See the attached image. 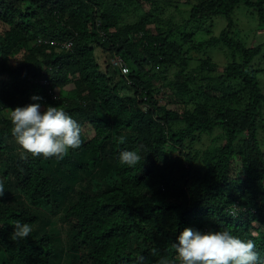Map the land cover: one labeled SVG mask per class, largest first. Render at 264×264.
Returning <instances> with one entry per match:
<instances>
[{"label": "trees", "instance_id": "16d2710c", "mask_svg": "<svg viewBox=\"0 0 264 264\" xmlns=\"http://www.w3.org/2000/svg\"><path fill=\"white\" fill-rule=\"evenodd\" d=\"M154 1L0 0V264H136L140 255L160 264L175 257L184 227L231 230L264 257V42L246 46L233 31L241 3L264 26V0H192L184 27L227 20L218 36L192 44L231 50L221 71L211 58L184 68L185 30L178 42L175 28L149 27L148 14L125 22ZM168 66L179 67L175 81L154 71ZM170 86L183 102H168ZM34 94L78 121L79 148L62 158L17 154L8 108ZM214 130L210 145L195 147ZM123 149L137 150L140 164L120 165ZM235 201L246 210L232 217ZM17 219L33 229L23 241L11 239Z\"/></svg>", "mask_w": 264, "mask_h": 264}, {"label": "clouds", "instance_id": "9594fccd", "mask_svg": "<svg viewBox=\"0 0 264 264\" xmlns=\"http://www.w3.org/2000/svg\"><path fill=\"white\" fill-rule=\"evenodd\" d=\"M30 99L31 103L8 108L7 115L11 133L23 152L45 158H62L70 149L81 146V126L63 107L42 104L43 98L35 94ZM117 161L120 165L135 168L141 162V154L134 149H123L119 151ZM3 192L4 187L0 184V195ZM245 210L238 201L228 208L232 217ZM12 225L11 239L15 241L25 240L33 230L30 223L19 219ZM171 246L175 257L162 259L160 264H264V257L254 240L243 239L228 229L184 227ZM144 259L143 255L136 257V264H143Z\"/></svg>", "mask_w": 264, "mask_h": 264}, {"label": "rangeland", "instance_id": "374dc122", "mask_svg": "<svg viewBox=\"0 0 264 264\" xmlns=\"http://www.w3.org/2000/svg\"><path fill=\"white\" fill-rule=\"evenodd\" d=\"M192 5V0H155L153 3L144 2L140 8L124 15L125 22H133L137 20L140 16H145L148 14L149 24L148 26L152 29L158 25H164L167 27H172V36L174 40L181 42L180 33L185 30L189 35L188 42H181V54L184 55L187 63L184 68L187 71L197 67L200 62L206 58H211L212 62L215 64L211 68V71H221L224 66L233 60L232 51L226 47L213 46L204 48H193L192 44H197L200 41L208 40L211 36H218L220 31L224 29L227 25V20L223 16H216L212 19L202 20L198 25L196 23H189L187 26H183V22L189 18V11ZM235 19L233 31L235 32V37L244 42L246 46H252L253 44L259 42H264V26H260L258 23L257 12L253 7L248 6L245 3H241L235 8L234 16ZM172 40V38H170ZM236 59L241 60L240 57L236 56ZM165 68V67H164ZM257 68L264 70V57H259L257 59ZM162 73L159 69H154L155 72L165 80L175 81L177 79L176 72L179 70L177 66H168L163 69ZM264 92V71L258 75ZM71 85L64 87V90H68ZM169 94L172 95V101L169 100ZM163 99L165 103L166 99L173 106L178 105L184 101V96L182 94L176 93V89L173 86L167 88V98ZM85 128V127H84ZM86 128L84 129L85 132ZM89 135L93 131L89 130ZM217 134V130H214L212 134H202L201 140L195 142V147L205 148L212 143L213 136ZM15 140V137L10 138ZM218 142L223 143V140ZM10 145H13L9 142ZM17 154L25 157L26 153L20 148L16 143ZM239 161L234 162V166H237ZM238 171H241L238 168ZM106 183L111 182V179H105ZM104 182V183H105ZM93 186L96 188H103V184L93 182ZM44 207V206H43Z\"/></svg>", "mask_w": 264, "mask_h": 264}, {"label": "built area", "instance_id": "2783aa9c", "mask_svg": "<svg viewBox=\"0 0 264 264\" xmlns=\"http://www.w3.org/2000/svg\"><path fill=\"white\" fill-rule=\"evenodd\" d=\"M40 41V40H39ZM72 42L71 41H67L63 44L64 48H69L71 47ZM111 63L114 67H117L121 73L123 75L127 74L129 72V67L127 65V63H125V61L123 60V58L119 57V56H114L111 59ZM140 100V99H139ZM141 101V100H140ZM144 106H146V103L143 104Z\"/></svg>", "mask_w": 264, "mask_h": 264}]
</instances>
